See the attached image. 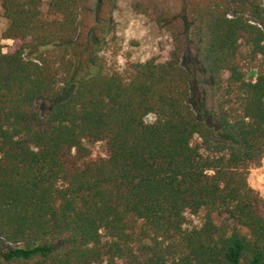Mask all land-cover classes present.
Listing matches in <instances>:
<instances>
[{"label": "trees", "instance_id": "trees-1", "mask_svg": "<svg viewBox=\"0 0 264 264\" xmlns=\"http://www.w3.org/2000/svg\"><path fill=\"white\" fill-rule=\"evenodd\" d=\"M91 1L0 0V264H264V0H129L170 46L121 70Z\"/></svg>", "mask_w": 264, "mask_h": 264}, {"label": "rangeland", "instance_id": "rangeland-1", "mask_svg": "<svg viewBox=\"0 0 264 264\" xmlns=\"http://www.w3.org/2000/svg\"><path fill=\"white\" fill-rule=\"evenodd\" d=\"M165 4L173 12L179 11L184 3V0H163ZM95 0L91 1L92 10H95ZM117 8L113 14V19L116 25V39L111 43L107 50L104 51L108 66L121 70L127 63L131 62H145L152 57L165 55L170 46L169 39L165 33L156 28L148 19L141 15L135 14L130 6L129 0H116ZM7 28L6 21L2 18L0 13V47L4 53L12 51V41L3 39L4 32ZM255 72L247 73V79L253 80ZM41 110H46L47 105L38 103ZM154 120L153 116L146 117V122L150 123ZM93 153L99 155L102 153L100 145L93 148ZM264 167V160L262 162ZM264 174V171L251 170L250 176L255 177ZM261 184L250 180L251 186L257 190L264 198V176L260 177ZM194 224L196 219L191 220ZM20 245L7 244L0 237V251H9L20 248Z\"/></svg>", "mask_w": 264, "mask_h": 264}, {"label": "built area", "instance_id": "built-area-1", "mask_svg": "<svg viewBox=\"0 0 264 264\" xmlns=\"http://www.w3.org/2000/svg\"><path fill=\"white\" fill-rule=\"evenodd\" d=\"M262 172L264 171V169L263 170H261ZM257 172V171H256ZM254 175H255V182H257V184H261V182H260V177H263L264 176V174L262 175V174H260V175H257L256 173H254Z\"/></svg>", "mask_w": 264, "mask_h": 264}, {"label": "crops", "instance_id": "crops-1", "mask_svg": "<svg viewBox=\"0 0 264 264\" xmlns=\"http://www.w3.org/2000/svg\"><path fill=\"white\" fill-rule=\"evenodd\" d=\"M250 180H251V177H250ZM252 181V180H251Z\"/></svg>", "mask_w": 264, "mask_h": 264}]
</instances>
